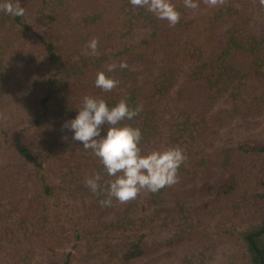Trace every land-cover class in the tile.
<instances>
[{"label": "trees", "instance_id": "obj_1", "mask_svg": "<svg viewBox=\"0 0 264 264\" xmlns=\"http://www.w3.org/2000/svg\"><path fill=\"white\" fill-rule=\"evenodd\" d=\"M45 1L29 0L23 7L25 9L24 15L30 12L35 16V22L31 23H27L22 19L24 15L12 16L0 11V62L5 63V68H0V95L3 101L2 104L4 103L5 107H8L3 117L9 122V126L6 128H2L0 124V161L4 162V167L9 168L11 171L23 167L29 174H32L31 172H38L37 174L40 175V178L44 179L41 189L43 194L51 196V190L54 187L46 182V174L49 171L54 172L57 168L56 166L64 167L65 162H73L76 178L78 176L79 179L78 185L74 187V190L82 194L83 191H86L85 193L89 194L93 199L95 196L99 197L100 195L93 194L86 187L85 180L87 177L84 178L82 173L87 169L96 167L100 161L92 153L72 152V155L69 157L61 156L62 147L67 143L69 136V134H65L69 129L64 128L63 125L66 121H70L66 117V108L68 107L70 110H73L74 114L71 113L70 118L75 117L83 98L86 95L95 96L97 90L99 93V88L95 86L97 73L101 71L107 72V66L115 64L117 67L113 71V78L119 81V84L116 86L117 91H113L112 89L111 93H106L100 98L105 99L109 106L116 104L121 99H126L128 105L132 108L142 105V111L136 117L132 120L122 121L121 123L141 129L142 141L140 147L144 153L146 151L145 146H147V149L153 151L161 148L162 145H169L168 140L173 141L175 144L178 143L169 134L171 130L177 133V135L180 134L178 136L181 137L187 135L181 143L175 145V147L182 148L183 152L187 151L188 153L186 159L178 169V180L176 183L180 181L179 178L183 177V174H189L192 178H195L199 173L207 176L210 175L213 167H219L229 174L225 184L219 189L220 192L225 189L228 193L242 187L245 177L238 173L240 165L237 163L234 153L231 150H226L224 146L209 144L207 142L208 134H206L209 131L208 128H201L200 122L192 123L191 121L179 120L181 117L186 116L187 112L179 110L178 106V108L173 107V104H170V102L168 103L169 105L164 104L167 98H161L160 96L157 98V93H163L164 90L173 91L170 88L174 84L168 82L167 86H161L160 84L156 86L155 83L146 80L143 85L137 84L134 87L136 72L120 69L118 67V60L122 58L134 60L142 58L144 55H149L156 46L163 42L161 41V37L167 33L166 29L174 27L176 29V37L181 44L180 49L174 48V50L180 56L187 53L188 50L195 52L199 50H214L219 52L220 58L211 72L213 75L218 73V78L217 80L215 79L216 82L209 77L210 75L208 76L209 78L207 76H197L198 78L196 77L194 81H198L195 84L198 90L201 89L200 91H203L209 81L215 84L219 83L222 75L227 72L229 65L231 67H240L242 77L250 78L254 74H257L262 81L264 79V32L258 37L260 40L252 39L248 44L237 37L242 28L239 26L238 29L236 23H240V20L247 17L246 10L234 7L235 5L231 4V0H223V5L221 2L216 6L219 7L217 11L194 13L192 11L189 12V9L183 7V0H172V3L180 11L181 18L175 26H169L166 20L156 19L144 8H136V16H132L129 12L123 11V2H117V0H54L55 2H52L50 7L47 6L42 9L41 6ZM126 1L130 5L128 7H131L129 0ZM202 2L205 3V0H198V3L202 4ZM108 3L110 5L104 8V4ZM256 10L260 12L258 17L262 18L264 6L257 4ZM234 14L238 15L236 18L237 22H235L236 26H232L225 33L224 36L228 37V46H223L222 39L219 38L218 28L223 25V22L230 20ZM143 16L144 20L142 21L140 18ZM149 19L152 21L149 22L150 24L145 22ZM109 20L117 22V25L111 28L113 30L109 28ZM261 23L264 24V18H262ZM142 24L146 27L150 25V28L139 43L129 44L122 41V39H128L130 36L133 38L139 36L140 31L136 26H141ZM93 38L99 41L96 52H99L100 55H97L99 58L95 56V59L79 53L80 49L92 53L88 47V43ZM115 43H122V46L113 45ZM111 46L113 48L108 51L107 48ZM75 56L83 57V61H74L72 58ZM6 58L11 59L7 60ZM207 58L208 56H203L205 64ZM11 60L16 61L15 64ZM173 60L174 64H177L175 59ZM173 60L169 61L167 66L169 71L171 69L174 72L177 65L171 66ZM20 61L23 62L21 63ZM239 61L240 64L237 66ZM38 62L41 64V68L37 65ZM207 67L204 66L205 69ZM196 73L198 74V71ZM18 74L39 76L38 79L41 81L38 86L34 85L32 89H39L38 92L35 91L31 95L32 99L34 97L38 100L34 102H37L36 104L39 109L31 120L26 119L25 109L22 106L23 101L29 99V96L27 97L23 94L27 81L23 76H19ZM240 84L242 83L240 82ZM43 89L44 93L41 96L37 95V93L41 94ZM222 89L221 84L216 86L217 91H222ZM201 97L203 96L201 95ZM206 97L207 99L211 98L212 94L209 93ZM234 97L233 111L236 113H256L264 108V93L262 96L252 99H245L236 95V93ZM33 100L30 99V101ZM1 112L0 108V118ZM48 115L52 116L49 117ZM218 119L216 118L217 121ZM104 134V132L101 133V135ZM1 136H3V139H1ZM30 140L31 143L33 141L35 146L29 142ZM74 142L78 146L82 145L80 142ZM209 145L212 146L207 150V154H203ZM196 148L199 150L197 151ZM161 149H164V147ZM253 150L262 153L264 152V146L259 145ZM62 162L64 163L62 164ZM100 168L105 174L103 177L108 178L109 176L104 171L102 165ZM4 174L5 176L0 177V203L2 206L4 205L2 199L5 198L8 201L13 198V190L17 189L23 182L25 183V181L21 182L14 171ZM101 183L104 186L108 184L103 179H101ZM175 184L165 186L155 193L148 192L145 200L149 203H154L161 199L162 195L163 199L164 196L174 194L173 186ZM262 186L264 190V180L262 181ZM22 187L25 189L26 183ZM204 188L208 191L213 190L212 187ZM142 193H144L143 190H141L139 195ZM262 196L264 197V192ZM135 199L125 203L113 200L112 206L104 207V209H102L103 207L99 204L98 200V202L91 203L93 209L89 208L86 211L87 214L83 217H87L90 223L96 221L97 223H94V227L100 232L101 230L105 232L107 227L110 228V222H103V218L107 215L115 216L117 224H111L114 226L113 229H116V232H118L117 228H122V231H129L132 228V223L135 222L131 218V213H134L132 206ZM37 201L28 206L27 218L34 214V203ZM30 203L32 202L30 201ZM94 203L99 205H95ZM175 203V206L169 211L176 212L178 217L175 216L174 221L162 224V226L166 227L164 230H167V233L163 236L165 237L164 239L153 238V240L148 242L143 234L133 240L135 236L130 234L131 238L124 240L120 244L119 249L112 253L108 259L99 256L98 258L101 259L97 263L105 264L116 259L117 263L120 261L123 264H132L133 260L148 255L149 251L152 252L151 248L174 246L183 243L189 236H196L197 232L202 233L198 229L199 227L193 230L190 226L188 228L186 225H181L183 217L190 214L193 209L179 199L178 196L175 197ZM121 205L124 207L119 209V206L122 207ZM105 209H108L111 213H105ZM95 215L97 216L96 220L94 219ZM6 219L5 214L0 210V251L3 247L2 244L6 240L4 237L7 232V226L4 228V224L10 225V227H14L15 225L14 221ZM41 220H43L42 217L35 221V223L39 221L41 224L46 225L45 220L43 222ZM119 224L121 225L119 226ZM40 226L37 228H40ZM175 226H177V229ZM32 228L27 227L24 231L22 230L23 232L17 229L18 233L24 234L23 246L18 241L12 239L6 240L7 242L5 243L10 245L8 247L11 251L4 254V256L0 252V264H10L13 262V259L9 258V256L16 246L19 250H23V256L16 258L17 262L19 261L22 264H27L26 261H31V256L36 253L35 250L37 248H43V244H40L35 238L36 228L34 230ZM164 230L159 231L161 235L164 234ZM263 232L264 226L256 232H251L248 238L252 242L253 238L260 236ZM123 237L129 238V235ZM253 244L254 247L259 248L256 242H253ZM49 264L61 263L54 259ZM63 264L68 263L65 262Z\"/></svg>", "mask_w": 264, "mask_h": 264}, {"label": "rangeland", "instance_id": "obj_2", "mask_svg": "<svg viewBox=\"0 0 264 264\" xmlns=\"http://www.w3.org/2000/svg\"><path fill=\"white\" fill-rule=\"evenodd\" d=\"M28 1L17 0L22 7ZM222 1L220 0L218 4ZM45 2L41 6L42 9L47 6L50 7V4L55 1L46 0ZM117 2H123V11L129 12L134 17L136 16V8L132 6L128 7L130 6L127 4L128 1L117 0ZM230 2L235 5L234 7L247 11V17L240 20V23H236L237 28L239 26L242 28L237 36L238 39L247 44L252 39L260 40L258 37L264 32V24L261 23L264 14L262 18L258 17L260 12L256 9L257 4L264 6V3L261 0H231ZM109 5L110 3L104 4V8H107ZM218 8L216 6L209 7L206 3L202 2V4L199 3L198 10L189 9L188 11L209 13V11H217ZM237 17V14L232 15L230 20H226L218 28L219 38L222 39L223 46H228V37L224 35L232 26H236ZM34 18L35 16L29 12L25 13L22 19L27 23H31L35 22ZM140 20L143 21L144 16ZM145 22L150 24L149 22L152 21L149 19ZM108 23L110 29L117 25V22L112 20H109ZM136 27L140 31L139 36L133 38L129 35L128 39H122L124 43H139L141 38L145 36V33L148 32L150 25L146 27L142 24ZM166 31L167 33L161 37V41L163 42L156 46L149 55H144L142 58L134 60L122 58L118 60V65L124 61L127 63V68L124 69L136 72L134 87L137 84L143 85L146 80H150L156 86L159 84L167 86L168 82H172L174 87L171 86L170 90L173 89V91L164 90L163 93H157V98L159 96L167 98L164 104L170 102V104H173V107H179V110L187 112L186 116L181 117L179 120L191 121L192 123L200 122L201 128H208L209 131L206 134H208L207 142L209 144L224 146L226 150H231L234 153L237 163L240 165L238 173L245 177L242 187L228 193L225 189L220 192L219 189L225 184L229 174L219 167H213V170L210 171L211 173L209 172L211 176L199 173L195 178H192L189 174H183V177L179 178L180 181L173 186L174 194L164 196L163 199L162 195V200L157 199V202L149 203L145 200L146 196H148V192L145 190H143L144 193L137 195L132 206L134 213H131V218L135 222L132 223L131 230L122 231V228L119 227L120 229L117 228L118 232H116V229H113L114 226L111 225L112 223L117 224L115 221L116 217L107 215L102 221L110 222V228L107 227L105 232L103 230L100 232L94 227V223H97L96 221L90 223L87 217L83 216L87 214L86 211L89 208L93 209L91 203L98 202L103 197L100 195L99 197L95 196L93 199V197L85 193L86 191H83L82 194L74 190V187L78 185L79 179L78 176L76 178L73 162H65L64 167L56 166L57 168L54 172L49 171L46 174V182L54 188L51 190V196H45L41 190L44 179L40 178V175L37 174L38 172H31L32 175L23 167L11 171L9 168L3 166V161H0V177L5 176L4 173L8 174L14 171L21 182L25 181L26 183L25 189L22 187L25 184L23 182L17 189L13 190V198L10 200L7 201L3 198V206L0 203V210L5 214L6 220L15 222L14 227L4 224V228L7 226L4 238L6 240L12 239L18 241L23 246L24 234L18 233L17 229L24 231L27 227H33V230L36 228L35 238L40 244H43L42 249L37 248L35 250L36 253L31 256V261H26L27 264H49L54 259L61 264L65 262L68 264H98L97 262L101 259L98 258L99 256L108 259L112 253L119 249L120 244L124 240L131 238V235L135 236L134 240L144 234L148 242L153 240V238L164 239L165 237L163 236L167 233V230H164L166 227L162 226V224L174 221L175 216L178 217L176 212L169 211L175 206V197L177 196L193 209L190 214L183 217L181 225H186L188 228L190 226L193 230L199 227L198 229L202 233L197 232V237L195 235L189 236L183 243L174 246L151 248L152 252L149 251L148 255L133 260L132 264H264L261 261L260 254L262 253L264 257V232L260 236L253 238L252 242L248 238L251 232H256L264 226V197L262 196L264 192L262 186V181L264 180V152L259 153L253 150L259 145L264 146V108L260 112H248L247 114L233 111L234 94L236 93V95L245 99L262 96L264 93V79L261 81L257 74H254L250 78L242 77L240 67H231L229 65L227 72L219 80L223 88L222 91L216 90V86L220 85L219 83L215 84L210 81L205 85L204 90L200 91L201 89L198 90L195 85L198 81H194L197 76L208 77L210 75L209 77L214 81L218 78V73L213 75L211 72L220 58L219 52L214 50H199L200 52H195L186 49L189 53L187 52L180 56L174 50V48L181 47L180 41L176 37V29L173 27L172 29H166ZM122 43H115L113 45H121ZM112 48L113 46L108 47L107 50L110 51ZM79 53L91 59H95V56L100 55L99 52L93 54L84 49H80ZM175 55L176 57H174ZM203 56H208L206 64ZM10 59L8 58L7 60ZM72 59L74 61H83V57L80 56H75ZM173 59H175L177 64H174ZM171 60H173L171 66L177 65L174 72L171 69L170 71L168 70L167 65ZM11 61L14 64L16 62L14 60ZM20 62L22 63L23 61ZM239 64L240 61L237 66ZM37 65L41 68L39 62ZM4 66L5 63L0 62V68H5ZM204 66L208 67L205 69ZM196 71H198V74ZM107 75L113 77L114 72ZM19 76H23L27 81V85L25 86V90L27 91H21H23L25 96H29V99L23 101L22 106L25 109L26 119L31 120L39 109L36 104L37 102H34L38 100L34 97L33 100L31 96L35 91L38 92L39 89H32L34 85L38 86L41 81L38 79L39 76L35 77V75L28 76L23 74ZM121 90L123 89L121 88ZM113 91H117V88H113ZM111 92H104L99 89V93L97 90L95 97H101ZM42 93H44V89L41 91V94L37 93V95L41 96ZM209 93L212 94V97L207 99L206 96ZM1 99L0 95V108L2 111L0 124L2 128H6L9 126V122L3 116H5L8 107H5L4 103L2 104L3 101ZM30 99L33 101H30ZM66 110V117L70 120L73 119L74 117L70 118L73 110H70L68 107ZM48 116L51 117L52 115ZM216 118H219L218 121ZM65 134H69V136L67 143L62 147L61 156L69 157L72 155V152L92 153L90 149L86 150L82 145L78 146L72 140V131L67 130ZM169 134L178 143H181L187 136H178L180 134L177 135L172 130ZM1 139H3V136H1ZM64 141L66 142V140ZM29 142L31 143V140ZM178 143L175 144L173 141L168 140L169 145H162L161 148L175 147ZM31 144L35 146L33 141ZM211 146L209 145L203 154H207V150ZM161 148L159 149L164 150ZM145 150V153L152 151L151 149H147V146H145ZM196 150L198 151L199 149L196 148ZM184 154L186 156L188 154L187 151ZM101 165V163H98L96 167L94 166V168L83 171L82 176L88 178L95 174H100L101 179L105 183H108L113 178L103 177L105 174L101 171ZM9 184L10 182L8 186ZM105 187L107 186L105 185ZM204 187H212L213 190L208 191ZM36 200L38 201L34 203L35 212L33 211L34 214L27 218V208ZM94 204L99 205L100 203ZM121 206H119V209L124 207L123 205ZM104 212L108 213L109 210L105 209ZM41 217L43 219L41 222L45 220L46 225L41 224L39 221L35 223ZM96 218L97 216L95 215L94 219L96 220ZM39 226L40 228H37ZM175 228L177 229V226ZM162 230H164L163 235L159 232ZM125 235H129V238L123 237ZM6 240L2 244L3 247L0 251L2 256L11 251L8 247L10 245L5 243L7 242ZM253 242H256L259 248L254 247ZM22 256L23 250H19L16 246L9 256V258L13 259V262L10 264H22L19 261L17 262L16 259ZM105 264L123 263L120 261L117 263V260L113 259L111 262Z\"/></svg>", "mask_w": 264, "mask_h": 264}, {"label": "clouds", "instance_id": "obj_3", "mask_svg": "<svg viewBox=\"0 0 264 264\" xmlns=\"http://www.w3.org/2000/svg\"><path fill=\"white\" fill-rule=\"evenodd\" d=\"M220 0H205L209 7H215ZM264 3V0H261ZM133 8H144L158 20H166L169 26H175L181 18L180 11L172 0H129ZM185 9L196 10L198 0H183ZM0 11L7 15L23 16L25 9L17 0H0ZM99 41H89L88 47L95 54ZM117 65L109 64L107 72L97 73L95 86L104 92H110L119 81L107 73L116 69ZM119 68H127L122 61ZM77 115L66 121L64 128L73 132L72 140L80 142L84 149L91 150L99 159L109 177L107 187L101 183V175L95 174L86 178V187L96 195L102 207L112 206L113 200L125 203L133 200L141 192L155 193L165 186H171L178 180V169L186 159L180 147L153 150L144 153L140 147L142 132L139 127L122 124L132 120L142 111V105L132 108L126 99L119 100L109 106L100 97L86 95ZM104 132V135L101 133Z\"/></svg>", "mask_w": 264, "mask_h": 264}, {"label": "flooded vegetation", "instance_id": "obj_4", "mask_svg": "<svg viewBox=\"0 0 264 264\" xmlns=\"http://www.w3.org/2000/svg\"><path fill=\"white\" fill-rule=\"evenodd\" d=\"M260 254H261V261L264 262L263 254L262 253H260Z\"/></svg>", "mask_w": 264, "mask_h": 264}]
</instances>
